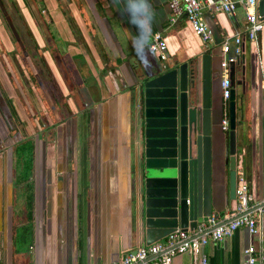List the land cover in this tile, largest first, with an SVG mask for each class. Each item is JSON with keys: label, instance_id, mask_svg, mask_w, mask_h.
Wrapping results in <instances>:
<instances>
[{"label": "crops", "instance_id": "crops-1", "mask_svg": "<svg viewBox=\"0 0 264 264\" xmlns=\"http://www.w3.org/2000/svg\"><path fill=\"white\" fill-rule=\"evenodd\" d=\"M168 2L150 0L153 22L148 34L137 39L123 0H0V89L6 76L36 69L33 60L43 58L61 87L60 96L48 87L52 111L45 121L50 125L60 116L72 122L81 145L72 153L81 162L36 164L28 168L34 176L11 181L7 194L0 192V264H110L145 244L139 227L145 177L136 148V106L139 82L158 58L149 51L155 32L167 44L161 64L211 56L212 214L220 220L229 218L237 203L228 201L227 137L220 125L225 111L221 43L242 36L240 58L229 71L237 93V160L243 168L245 154L253 205L264 204V28L255 44L245 37L242 8L234 15L206 10L213 41L204 45L184 16L168 27ZM36 85L41 87L38 79ZM63 155L67 159L66 150ZM258 226V235L241 227L220 242L209 241L204 247L209 264H247L244 250L250 245L264 255V215ZM148 264L159 263L149 258ZM171 264H191V258L175 253Z\"/></svg>", "mask_w": 264, "mask_h": 264}, {"label": "water", "instance_id": "water-1", "mask_svg": "<svg viewBox=\"0 0 264 264\" xmlns=\"http://www.w3.org/2000/svg\"><path fill=\"white\" fill-rule=\"evenodd\" d=\"M257 6L264 18V0H257ZM158 60L139 82L136 106L145 177L139 227L144 228L145 244L178 228L191 230L212 214L211 56L176 57L165 66ZM236 98L233 83L225 145L228 201L236 200Z\"/></svg>", "mask_w": 264, "mask_h": 264}, {"label": "built area", "instance_id": "built-area-1", "mask_svg": "<svg viewBox=\"0 0 264 264\" xmlns=\"http://www.w3.org/2000/svg\"><path fill=\"white\" fill-rule=\"evenodd\" d=\"M170 13L167 17L168 27L177 23L180 16H184L193 33L200 38L204 45L213 41L212 31L204 19L206 10L224 12L234 15L238 8H242L246 19L245 37L255 44L258 34L264 28V18L259 14L257 0H169ZM242 36L236 34L225 37L221 43V95L224 101V114L220 125L224 132L229 131L227 100L231 94L230 67L236 63L241 55ZM167 44L161 32H155L149 44V51L165 61ZM165 66V64H162ZM262 193L264 202V178L262 179ZM236 200L237 203L230 213L234 216L229 221L220 220L211 214L196 224L193 229L183 231L176 229L164 238L150 244H144L135 250H129L118 262L110 264H148L149 258L159 264H171V257L175 253H187L191 264H209L208 255L204 247L209 241L220 242L231 236L238 228L245 227L252 235H258V222L264 215V204L253 205V195L243 168L237 164L236 170ZM244 253L247 264H260L264 255L257 253L253 246H248Z\"/></svg>", "mask_w": 264, "mask_h": 264}, {"label": "flooded vegetation", "instance_id": "flooded-vegetation-1", "mask_svg": "<svg viewBox=\"0 0 264 264\" xmlns=\"http://www.w3.org/2000/svg\"><path fill=\"white\" fill-rule=\"evenodd\" d=\"M41 60L44 61L45 60L42 58ZM47 66V65H46ZM36 71H38L37 67L36 69H29V72L31 74L30 78L26 79L27 83H28V94L29 95H34V85H36ZM15 74H9L8 75V82H9V87L2 85L1 89H0V192L3 194H7L8 192V185L9 183H11V181H13V185H14V181H19V180H28L29 178L32 177V174L34 176V173L32 171H30V169L28 170L29 167H31L34 170V167L36 166V164L40 165H47L49 163H52V160L55 158L54 155L56 154L55 152L58 149H61L58 145L59 142V136H60V132L57 130L56 132V137H57V144L54 146L53 145V139L52 135H55V132H53V128L52 123L56 122V118L55 116L54 118V122H50L51 124L48 125L46 123V118H48L49 113L52 111L50 106L48 105V102L46 101V93L50 96L51 93L48 91V87L44 84L42 87L43 91H44V95L42 96V98L44 99L43 101V107L42 106H37V104H35L36 106L34 107V109L37 111L38 114H41V110H46L48 112V115L44 114L41 116H37L33 119V125L37 126L39 125V123H42V125L37 128V130L33 127L31 134H33L34 136L32 137V141H30V143L28 144V147L25 148V150L22 149V147H26V145H23L25 139L21 137L20 135V126L24 128V124H28L29 121L27 119L22 118L23 116H21V113L17 107V96H19L20 99H23V85H20V81L17 79V82L15 84H11V76ZM10 77V78H9ZM7 78V77H6ZM13 82H15V80L13 79ZM32 82V84H31ZM19 86V87H18ZM36 96V93H35ZM35 96H33V98H35ZM60 96V95H59ZM39 95L37 100H39ZM61 99V97H59ZM42 102V101H40ZM64 103V102H63ZM59 106V105H58ZM141 108V106H140ZM31 109V108H30ZM30 112L28 110L27 113V117L30 115ZM32 123V121H31ZM68 137L66 139V144H65V148H63V150H66V153L68 155L67 159L68 162L73 163V162H81V159L79 157H74L72 153L74 152V150L76 148L80 149L81 145L79 143V135H78V130L76 128V125L72 122H68ZM25 129V128H24ZM66 134V131H62ZM18 135L19 139H15L14 137H16V135ZM38 134L40 136H38ZM13 138V142L11 143V141H7L9 139ZM5 149L2 151V148ZM21 148V150H20ZM137 150H138V158H139V162H141V159L143 158V151H142V146L140 144V147L136 146ZM5 150L6 153L4 152ZM29 155V159L28 160V165L27 168H24V172L26 173L25 175L22 174L21 169L17 168L19 167V163H20V159H19V155H17V152L22 153V152H26ZM2 153V154H1ZM50 156H52L50 159H48ZM41 159V162H40ZM37 160V161H36ZM60 159H54L53 161L55 162H60L58 161ZM63 161V159L61 160ZM29 166V167H28ZM13 190L16 189V187L12 186ZM12 190V194H14V191Z\"/></svg>", "mask_w": 264, "mask_h": 264}, {"label": "rangeland", "instance_id": "rangeland-1", "mask_svg": "<svg viewBox=\"0 0 264 264\" xmlns=\"http://www.w3.org/2000/svg\"><path fill=\"white\" fill-rule=\"evenodd\" d=\"M24 61H27V60H24ZM33 61H34L35 65L37 66L38 72L42 73V74H40V76L36 75V77H35V79H38L40 81L41 87L37 86V89H38L37 92H36V90L34 88V95H29L28 94V89H29L28 87L29 86H28V83H27L26 79L30 78V75L32 74V73L30 74L28 68H26L27 72H25L24 74H20V75L18 74L19 72H16V69H13L17 73V75L15 74V76L12 75L11 78L9 77L11 79V84L12 85L15 84L17 82V79H18L20 81V85H23L22 86L23 94L25 92V94L23 95V99H20L21 97L19 98V96H17V100H16L17 107H18V109H19V111L21 113V116H23L22 118L27 119L29 121L28 124H26V125L24 124V128L25 129L20 126V130H21L20 131L21 132L20 135H21L22 138H24V139L26 138L24 143H23V145H26V147H24V148L22 147L23 150H25V148L28 147V144L30 143V141H32L31 139L34 136L32 134L31 135L32 137H31L28 133L32 132L33 127L37 130V128H39L42 125V123H39V125H37V126L33 125V119L35 117H37V116H41V114L37 113V111L34 109V107L36 106L35 104H37V106H42L43 107V101H44V99L42 98V96L44 95V91L42 89L43 85L44 84L46 85V83H47V87H50V89L52 90V93H54L56 95L60 94V88H61L60 85H58V84L56 85L55 84V79L53 78L52 71L48 70V68H47V66H46V64L44 63L43 60L35 59ZM28 65H29V62L26 63V66H28ZM1 77L2 76L0 75V78ZM6 77L8 79V76H6ZM13 79L15 80V82H13ZM5 83H6L5 85L9 86L8 80L7 81L5 80ZM48 83H49V85H48ZM50 83H52V84H50ZM31 84H32V82H31ZM34 87H36V86L34 85ZM35 93H36V96H35ZM38 95L40 96L39 100H37ZM33 96H35V98H33ZM40 101H42V102H40ZM59 106H57L58 107V111L54 108V110L58 112V115H59V112H60V107ZM28 110L31 111V112H30V115L27 117ZM61 110H62V108H61ZM61 114H63V112ZM31 121H32V123H31ZM50 122H54V118H52ZM51 127L53 128V132H55V135H52V138H51V139H53V145L54 146L58 142L57 137H56V132H57V130L60 132V136L58 138L59 139L58 145H59V147L61 149H58L55 152L56 154L54 155V157H55L54 159H60L58 161H61L62 157H63V161L64 160L66 161V156L65 155L62 156V153L64 152L63 148H65V144H66L65 142H66V139L68 137V131H67L68 130V124H67V122L64 121V118L61 120V117L59 116L58 120H56V122L52 123ZM64 130L66 131V134L64 132H62ZM18 135L19 134H17L16 137H14V140L15 139H19ZM38 136H40V135L38 134ZM7 141H11V143H12L13 142V138H11V139H9ZM4 149H5V147L2 148V151H1L2 153H3ZM20 150H21V148H20ZM6 151L7 150H5L4 152L6 153ZM17 155H19L18 157L20 159V163L18 165L19 168L21 170H23V168H27V165H28V160L27 159H29V155L27 154V151L26 152H22V153L17 152ZM22 174L25 175L26 173L23 172Z\"/></svg>", "mask_w": 264, "mask_h": 264}, {"label": "clouds", "instance_id": "clouds-1", "mask_svg": "<svg viewBox=\"0 0 264 264\" xmlns=\"http://www.w3.org/2000/svg\"><path fill=\"white\" fill-rule=\"evenodd\" d=\"M125 11L130 16V22L137 28V39L148 34L153 19L154 12L150 5V0H123Z\"/></svg>", "mask_w": 264, "mask_h": 264}, {"label": "trees", "instance_id": "trees-1", "mask_svg": "<svg viewBox=\"0 0 264 264\" xmlns=\"http://www.w3.org/2000/svg\"><path fill=\"white\" fill-rule=\"evenodd\" d=\"M226 137H227V135H226ZM241 157H242L241 159H242L243 170H244V173H245V176H246V172H245V170H246V157H245V154H242Z\"/></svg>", "mask_w": 264, "mask_h": 264}]
</instances>
